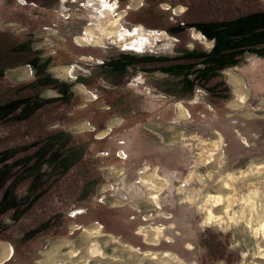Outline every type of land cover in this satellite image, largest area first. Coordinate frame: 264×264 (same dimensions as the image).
<instances>
[{
  "label": "rangeland",
  "instance_id": "374dc122",
  "mask_svg": "<svg viewBox=\"0 0 264 264\" xmlns=\"http://www.w3.org/2000/svg\"><path fill=\"white\" fill-rule=\"evenodd\" d=\"M40 2L30 0L28 5H41ZM147 2L62 0L55 21H51L50 9L34 19L33 46L42 50V58L53 57L48 69L61 81L78 80L66 76L70 72L74 75L76 64L83 66L87 62L82 56L91 54L100 58L136 49L168 56L169 60H155L152 63L155 65L147 68L159 67L156 72L164 76L167 73L160 65L179 64L178 75L185 72L182 76L186 80L172 70L174 78H181L179 84L175 82L177 91L169 93L170 89L161 86L160 97L155 99L158 105L147 97L146 108L143 103L140 106L144 118L134 115L133 120L128 118L130 122L125 119L123 126L104 137H96L95 130L104 128L113 116H126L119 106L132 101L121 102L114 99L116 95L108 97L103 91L114 110V114L105 117L96 110L100 102L81 108V97L76 92L78 95L66 113L73 117L68 128L83 119L95 126V130L80 134H84V139L91 135L98 140V147L110 149L109 154L103 153V158L97 160L96 174L103 179L96 193L91 191L80 202L44 208V217L60 211L66 223L61 230L54 229L59 233L54 231V235L43 237L35 248H32L35 242H19L14 246L10 238L0 239L1 255L5 254L0 264H264V86L245 88L243 98L239 99L226 74L238 67L239 55L233 56L238 55L236 61L230 58L221 66H217L220 59L212 53L189 58L181 48L190 45L204 50L205 44L192 37L196 34L203 38V31L183 24L185 30L173 34L157 26L132 22L129 12ZM163 2L154 7L164 11L165 16L174 17V10L182 12L181 15L185 13L181 3L169 8L168 1ZM7 3V0L0 2L7 10L15 4ZM116 18H120V23L108 33L110 22ZM19 28L23 31L28 26ZM201 70L207 71L205 77L198 74ZM6 76L15 83L31 82L36 79V70L28 63L20 64L8 68ZM192 84L195 91L188 88ZM87 86L97 94V85ZM61 94L59 86L48 85L42 91V96L56 99V104ZM180 105L185 108L184 114ZM62 106L51 112L47 109L46 127L61 124L55 115ZM38 119L42 121L41 117ZM153 120L159 121L160 133L145 129ZM152 122V128H157ZM13 129L0 127L3 139L0 148L19 143L22 136L13 135ZM117 137L122 139L118 147ZM71 178V175L61 178L59 184ZM64 186L50 190L46 194L49 201L60 204L59 197L68 198L67 191L61 194ZM34 213L38 215V211ZM2 246H10L11 253Z\"/></svg>",
  "mask_w": 264,
  "mask_h": 264
},
{
  "label": "trees",
  "instance_id": "16d2710c",
  "mask_svg": "<svg viewBox=\"0 0 264 264\" xmlns=\"http://www.w3.org/2000/svg\"><path fill=\"white\" fill-rule=\"evenodd\" d=\"M7 1L9 4H15L10 10L3 8L0 4V127L11 126L14 128L13 135L22 137H20L19 143L0 148V239L10 238L14 246H17L19 242H35L32 247L35 248V245L41 243L43 237L54 235V229L60 227L61 230L66 223L65 216L60 211H53V214H49L48 218L44 217V213H46L44 208L49 209L51 205L53 206L51 208L64 207L77 200L80 202L91 191L96 193L97 187L103 179V176L96 174L99 172L97 160L103 158L98 153L107 151L109 154L110 149L104 145L98 147V140L93 136L90 135L89 139H84L82 137L84 134H77L68 128L73 117L66 113L70 107L69 104L73 103L72 101L78 94L73 90L72 83L61 81L52 76L48 68L54 62L53 57L44 55L42 58V50L33 46L34 31L32 27L36 26L34 19L43 15L44 10L50 9L53 13L51 21H55L57 19L56 10L61 7L62 0H36L41 1V5L37 4L31 7L28 5L30 0H25V3L19 0ZM147 1L146 5L136 11L129 12L132 22H139L150 27L157 26L160 30L166 29L173 32L177 22L181 24L184 21L185 26H195L209 38L217 37L221 44L226 38L225 49L233 47L239 52L244 50V43L248 41L245 38L264 28L256 26V23L252 22L254 21L252 20L253 16L262 8L260 0H250V2L241 0L239 4L236 3L237 1L229 0H176L177 3L188 6L184 15L182 14L183 21H179V17L165 16L164 11L155 10L154 6H158L161 0ZM240 6L249 10L243 12L244 9ZM39 21L43 23L44 20L40 19ZM8 22H15V25L8 24ZM20 25H27L28 28L20 31ZM181 26L184 27L182 24ZM252 44H254L253 41ZM248 45H251V42ZM221 46L224 49V44ZM221 55L223 56L222 52ZM150 57H157L155 60L162 62L169 60L168 56L162 55ZM224 59L223 56V60H219L217 66H221L223 61H228V59ZM155 60L152 61L155 62ZM76 62L79 63L78 60ZM27 63L34 66L36 79L23 83H15L6 79L8 68ZM82 65L76 64L77 69L88 73H82L80 76L87 84H95V87L97 85L96 88L100 90L103 98L106 99L105 92L109 96L115 92L113 89L101 87L95 78L96 75L94 76L95 65L89 64V62ZM99 65L103 66L104 64ZM176 65H160L168 77L162 76L163 88L171 89L170 84L175 85V82L181 81L180 77H173L175 74H172V70L177 73V76H181L182 80H186L182 76L185 72L178 75L181 67L178 66L179 64ZM109 84L114 83L111 80ZM48 85L60 87L62 94L58 101L59 104H56L54 98L42 96V91ZM95 87L93 89H96ZM133 90L137 92L136 96L130 95ZM103 91H105L104 94ZM143 96L147 98L145 93L138 94L137 90L127 86L123 91L117 93L118 99L123 98L124 100L121 102ZM101 103L96 108L99 113L105 117L113 113V106L109 104L108 108H101ZM59 105L63 106L55 117L61 121V124L54 128L46 127L45 124L48 120L44 115L48 114L47 109L51 112L57 110ZM140 105L139 102L136 112L139 111ZM131 107H135L134 102L133 104L129 102L126 106L121 104L119 110L126 111ZM39 117L43 122L38 121ZM2 140L0 138V142ZM121 140L120 137H117V147L122 144ZM72 173L75 175L72 176ZM70 175L71 179L59 184L61 178L65 179ZM61 184H65L61 194L67 191L68 198L59 197L60 204L53 200L49 201L50 198L46 197V194ZM35 211H38V215H34Z\"/></svg>",
  "mask_w": 264,
  "mask_h": 264
},
{
  "label": "crops",
  "instance_id": "0c3cea01",
  "mask_svg": "<svg viewBox=\"0 0 264 264\" xmlns=\"http://www.w3.org/2000/svg\"><path fill=\"white\" fill-rule=\"evenodd\" d=\"M261 4H262V8L259 9L257 11V14L253 16L252 20L254 21L252 22H255L256 26L264 27V1L261 2ZM183 12H184V9H183ZM174 13L177 15V17L183 19L184 16L181 15L182 12L177 13L174 10ZM181 24L183 25V22H181ZM181 24L177 22V24L175 25L176 28L173 31V34L182 33L183 32L182 30H185L184 28L185 26L182 27ZM192 37H194L196 40L205 44V49L204 50L196 49L190 45L188 46V48H181L182 51H186V54H188L189 58H191L192 56L198 57V56L208 55L212 53L213 55L216 56V58H219L220 60L221 59L223 60V56H224L225 57L224 60L228 59V61H230V58H231L233 61H236L239 55L240 58L238 60L239 62L237 63L238 67L236 69L226 71V74L228 77L227 81H229L230 84L233 85L232 90L236 94H238V89H241V91L244 93L245 88L247 87L249 88V86L251 85L252 87L253 86L257 87L259 85L264 86V28H262V30L253 32L249 37L245 38V40H248V41L244 43L245 46L243 47L245 49L240 52L233 47L231 49H225V44H227L226 38L224 39V41H222V44H221L218 42L217 37L209 38L205 35L202 38V36L196 35V34H194ZM252 41L254 42V44H252ZM250 42H251V45H248V43ZM220 44L221 45L224 44V49ZM221 52L223 56L221 55ZM123 53H120V54L116 52L109 53L104 56H101L100 58H96L92 56L91 54H87L85 56H82V59L89 63H93V65H95L96 71H94V76L96 75L95 77L96 80L100 83L101 87L106 88V89H113V91L115 92L111 95L117 96V93L119 91H123L125 87L127 86V87L137 90L138 94L140 92L145 93L151 101L156 102L155 99L160 97L159 91H161V86L163 83L162 82L163 75L161 72H156L155 69L147 68V67H152L151 65L154 62L152 60H155L157 57L152 58L150 56H152L153 54L146 53L144 52V50H140V49L138 50L136 49L134 50V52H130V53L126 52L127 54H123ZM236 54L238 55L236 57H233ZM153 56H157V55H153ZM245 61L247 62L246 64H245ZM249 61H251L250 64H249ZM99 64H104V65L101 66ZM75 69H74V75H72V73L70 72V74L67 75L66 77L69 79L70 78L75 79L78 77V80L73 81L74 83L72 84H73V90L75 92H78V94L81 97L80 107L82 108V107L90 106V104L93 105L95 101H97L100 103L102 102L101 103L102 108H108L109 101H110L108 97L110 96L108 97L106 96V99L100 96L99 99H97L98 95H101V92H99L100 90L97 89V94L95 95V92L91 91L92 89L88 88L87 83L80 76V74L82 73L87 74L88 72H82L79 70H78L79 72H77L76 71L77 69L76 70ZM240 70H244L245 73L241 72ZM198 74L201 77H205L207 74V71L201 70ZM165 76H166L165 78H168L167 75ZM79 77H81L80 80H79ZM99 78L100 80H98ZM109 80L110 81L112 80L114 84H109L110 83ZM175 86L176 85L170 84L171 89L169 90V93L170 92L174 93L175 91H177ZM188 88H190L191 91H195V87L193 84ZM183 91H186V90L183 89ZM196 92L200 94L197 88H196ZM136 94L137 92L134 90L130 92V95L132 96H136ZM114 99H118V97ZM132 99L133 98H130V100L132 101L130 104H133L134 102L135 107L134 108L131 107L127 109L126 111L124 110L123 114L126 113L127 114L126 116H123V115L113 116V118L109 119L107 124L104 125V128L95 130V126L92 125V123L89 120L83 119L73 124L71 126V130L77 134L84 133V131L95 130L97 131L96 137L98 136L104 137L110 134L111 132H113V130L119 127L121 124H122L121 126H123L125 124L124 123L125 119H127V121H128V118L133 120L134 115L137 116L138 118L141 116H143L144 118L145 117L143 113L144 109L140 112L139 111L136 112L137 111L136 105L140 102L141 104L140 106H142V103H143L144 108H146V104H145L147 101L146 97L143 96V97L136 98L137 101H135L136 99L134 101ZM119 100L124 101L123 98ZM158 104L159 103H157V105ZM175 111H177V105L175 106ZM150 122L144 126L145 129H147L150 133L153 131L160 133L161 131L158 125L159 121L153 120L152 123L157 126V128L154 126L155 129L152 128ZM113 151L115 152V149ZM103 153L106 154L107 152L103 151L100 154L102 155ZM120 155H123V152H121ZM107 166L109 165H106L105 167ZM1 253L2 252L0 251V258H2L5 255L4 254L2 256ZM8 257L9 256H7V258Z\"/></svg>",
  "mask_w": 264,
  "mask_h": 264
},
{
  "label": "bare ground",
  "instance_id": "6f19581e",
  "mask_svg": "<svg viewBox=\"0 0 264 264\" xmlns=\"http://www.w3.org/2000/svg\"><path fill=\"white\" fill-rule=\"evenodd\" d=\"M119 19L120 18H116V19H114V21L112 20L111 22H110V26H111V28H109L110 29V31H107L108 33L110 32L111 33V31H113L112 29L114 28V27H116L119 23H120V21H119ZM116 31H121V30H116ZM238 94H239V96L240 97H238L239 99H242L243 98V92L241 91V89H238ZM180 109H181V111H182V114H184L183 113V111H185V108L183 107V105H180ZM155 177H156V175H154ZM145 178V177H144ZM152 183V182H151ZM155 183V182H154ZM157 185V184H156ZM159 186V185H158ZM157 186V187H158ZM159 188V187H158ZM226 190H228V189H226ZM157 192V191H156ZM155 194V193H154ZM158 197V196H157ZM156 199V198H155ZM157 200V199H156ZM214 214V213H213ZM212 215V214H211ZM87 235H88V233H86ZM88 238V237H87ZM96 243V242H95ZM8 248H10V246H2V249L4 250V251H8L9 252V254L11 253V248H10V250H8ZM92 250V249H91ZM8 254V255H9ZM50 259V258H49Z\"/></svg>",
  "mask_w": 264,
  "mask_h": 264
},
{
  "label": "flooded vegetation",
  "instance_id": "af4514ba",
  "mask_svg": "<svg viewBox=\"0 0 264 264\" xmlns=\"http://www.w3.org/2000/svg\"><path fill=\"white\" fill-rule=\"evenodd\" d=\"M164 1H165V3H166V1H168L167 4L169 5V8L172 7L173 5H175V4L177 3L176 0H164ZM160 2H161V3H164L163 0H161ZM161 3H160V4H161ZM181 4L184 5V12H185V11L187 10L188 6L185 5V4H183V3H181ZM163 6H164V5H163Z\"/></svg>",
  "mask_w": 264,
  "mask_h": 264
}]
</instances>
